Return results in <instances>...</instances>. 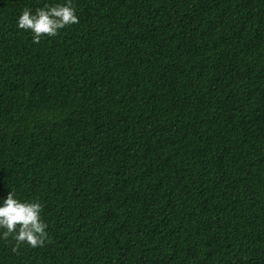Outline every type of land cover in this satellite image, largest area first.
Masks as SVG:
<instances>
[{
	"label": "trees",
	"instance_id": "16d2710c",
	"mask_svg": "<svg viewBox=\"0 0 264 264\" xmlns=\"http://www.w3.org/2000/svg\"><path fill=\"white\" fill-rule=\"evenodd\" d=\"M0 0V195L43 247L0 264H264V0H73L33 43Z\"/></svg>",
	"mask_w": 264,
	"mask_h": 264
},
{
	"label": "clouds",
	"instance_id": "9594fccd",
	"mask_svg": "<svg viewBox=\"0 0 264 264\" xmlns=\"http://www.w3.org/2000/svg\"><path fill=\"white\" fill-rule=\"evenodd\" d=\"M79 23L73 0L62 3L45 4L44 7L25 8L17 17L16 26L29 31L33 43H39L42 37H54L66 26ZM43 205L38 199L21 200L12 188L6 195H0V239L9 237L15 244V252L22 244L32 248L43 247L48 233V225L42 219Z\"/></svg>",
	"mask_w": 264,
	"mask_h": 264
}]
</instances>
